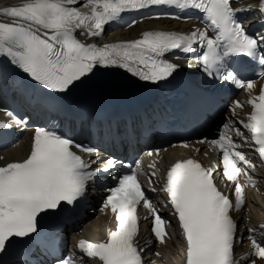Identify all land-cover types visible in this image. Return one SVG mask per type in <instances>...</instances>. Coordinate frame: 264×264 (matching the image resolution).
I'll list each match as a JSON object with an SVG mask.
<instances>
[{"label": "snow or ice", "instance_id": "snow-or-ice-1", "mask_svg": "<svg viewBox=\"0 0 264 264\" xmlns=\"http://www.w3.org/2000/svg\"><path fill=\"white\" fill-rule=\"evenodd\" d=\"M153 8L161 9L154 14L156 19H192L186 13L198 11L202 16L195 18L207 23L186 32L144 30L139 38L113 43L95 44L77 38V32L86 38L100 37L105 26L117 22L122 14L151 12ZM247 12L264 17V0L246 5L240 0H17L0 6V58L5 61L0 65V87L18 92L34 112L62 110L60 98L85 81L117 69L158 87L194 63L214 86L223 88L231 83L248 92L246 103L251 111L246 122L230 120L224 124L228 131L221 132L218 139L199 141L222 152L223 177L233 182L230 192L234 202L217 188L214 169L196 159L177 160L166 171L160 191L166 194L167 203L162 207L170 206V215L183 237V264H264V224L247 227L250 251L234 253L238 235L243 239L232 215L245 206L239 177L243 175L247 184H257L249 175L256 165L242 145L257 153L264 164V86L258 95H252L256 84L247 79L250 73L264 77V31L249 33L240 18ZM136 23L133 19L128 26ZM174 50L194 56V62L182 66L164 59ZM241 107L243 102L234 101L231 116L235 117ZM14 122L26 127L29 115L15 116ZM9 128L10 124L0 122V129ZM157 131L155 121L129 116L122 126L110 125L107 135L134 147ZM233 135L242 144L236 143ZM182 146L189 147L186 142ZM159 154V150L148 153ZM118 167H123L122 160L106 148L85 144L54 123L46 121L44 126L35 127L26 157L0 166V264H145L141 256L144 249L136 243L137 206L142 204L149 211L150 216L144 219H151V231L159 243L168 236L169 222L145 194L157 191L151 187L152 177L158 175L155 161L150 165L148 189L138 178L142 170L139 163L136 170L119 176L116 186L107 189L103 208L114 214L115 229L108 230L106 238L98 242L80 239L75 245L79 259L72 253L63 255L61 241L45 231L52 217L69 218L97 182Z\"/></svg>", "mask_w": 264, "mask_h": 264}, {"label": "bare ground", "instance_id": "bare-ground-1", "mask_svg": "<svg viewBox=\"0 0 264 264\" xmlns=\"http://www.w3.org/2000/svg\"><path fill=\"white\" fill-rule=\"evenodd\" d=\"M255 2H256V0H244L245 4L255 3ZM14 3H16V2H13V0H1L0 6H5L8 4H14ZM169 22H170L169 20L161 19V20H153V21L142 23V24H138L136 27L130 29L129 31H123L120 33L114 32L113 34L108 35L106 37V40H104V43H113V42H116L118 39L134 38V37H137L140 34V32L147 29L150 25H152L154 23L163 24V23H169ZM96 42L98 44H100L99 39H96ZM119 73L121 74L122 80L128 79L130 76V73L126 72L123 69L119 70ZM103 220H105V219L101 218L100 220L93 222V224H102ZM89 232L90 231L88 230V228H86V234H89ZM90 234L93 236L92 232H90ZM174 249L177 250V248H174ZM168 250L166 251V253H168ZM171 253L172 252H170V254ZM174 258L177 260L176 263H178L179 262L178 250H177V254H174ZM165 260H166L165 264H175L174 261L171 259V257L168 256V254L165 255Z\"/></svg>", "mask_w": 264, "mask_h": 264}, {"label": "rangeland", "instance_id": "rangeland-1", "mask_svg": "<svg viewBox=\"0 0 264 264\" xmlns=\"http://www.w3.org/2000/svg\"><path fill=\"white\" fill-rule=\"evenodd\" d=\"M175 262V261H174Z\"/></svg>", "mask_w": 264, "mask_h": 264}]
</instances>
